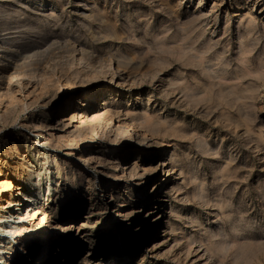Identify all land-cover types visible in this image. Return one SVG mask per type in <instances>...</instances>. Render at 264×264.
Listing matches in <instances>:
<instances>
[{
	"label": "rangeland",
	"instance_id": "obj_1",
	"mask_svg": "<svg viewBox=\"0 0 264 264\" xmlns=\"http://www.w3.org/2000/svg\"><path fill=\"white\" fill-rule=\"evenodd\" d=\"M0 51V114L16 108L0 115V141L22 140L25 154L4 163L7 148L0 150V264H31L25 253L35 238L45 264H264V0H0ZM13 71L36 81L4 85ZM93 89L87 110L111 102L129 117L151 116L148 126L131 122L147 144L118 151L77 120L70 130L54 128L57 106L68 119L86 109ZM35 122L44 128L38 142ZM136 164L139 173L158 169L146 187L121 177ZM163 164L175 167L167 174ZM164 189L165 205L156 202ZM142 191L147 206L138 202ZM20 198L38 211L34 217L16 204ZM162 205L163 222L146 218ZM222 236L238 247L229 241L232 252L222 251Z\"/></svg>",
	"mask_w": 264,
	"mask_h": 264
},
{
	"label": "bare ground",
	"instance_id": "obj_2",
	"mask_svg": "<svg viewBox=\"0 0 264 264\" xmlns=\"http://www.w3.org/2000/svg\"><path fill=\"white\" fill-rule=\"evenodd\" d=\"M251 23H253V22H251ZM249 30H251V29H249ZM248 30V31H249ZM0 53H3L2 51H0ZM185 53V52H184ZM10 54V53H9ZM11 55V54H10ZM9 55V56H10ZM190 55V54H189ZM198 55V54H197ZM12 56H17V58H15V59H18L17 61H19V56L18 55H15V54H12ZM196 56V55H195ZM194 56V57H195ZM160 57V56H159ZM161 58V57H160ZM187 58V57H186ZM200 58V57H199ZM0 60H2V59H0ZM20 60H22V59H20ZM82 60V59H81ZM160 60V59H159ZM194 60V59H193ZM198 60V59H197ZM203 60H204V58H203ZM79 61H80V59H79ZM83 61H84V59H83ZM199 61H201L202 62V60H199ZM199 64H200V62H198ZM20 64H21V61H20ZM22 64H24V63H22ZM21 64V65H22ZM80 64V63H79ZM83 64V63H82ZM85 64V63H84ZM198 64V65H199ZM203 65H204V63H202ZM2 65V64H1ZM20 65V66H21ZM88 66V65H87ZM92 66V65H91ZM8 67L10 68V69H12V70H14L13 68V66H10V65H8ZM22 67H24V66H22ZM22 67H20L21 69H22ZM34 67V66H33ZM66 67V66H65ZM64 68V67H63ZM84 68H87V67H84ZM90 68H92V67H90ZM62 69V68H61ZM66 69V68H65ZM69 69V68H68ZM67 69V70H68ZM88 69H89V67H88ZM93 70L95 69L94 67L92 68ZM81 70V69H80ZM87 70V69H86ZM91 70V69H90ZM96 70H97V68H96ZM17 71V70H16ZM19 71H21V70H19ZM24 71V70H23ZM47 71V70H46ZM64 71V70H63ZM66 71V70H65ZM72 71V70H71ZM82 71H84L83 69H82ZM92 71V70H91ZM90 71V72H91ZM95 71V70H94ZM101 71H102V69H101ZM212 71V70H211ZM14 72V71H13ZM32 72V71H31ZM37 72V71H36ZM62 72V71H61ZM69 72V71H68ZM97 72V71H96ZM264 72V71H263ZM4 73V72H3ZM23 73V72H22ZM25 73V72H24ZM23 73V74H24ZM30 73V72H29ZM28 73V74H29ZM52 73V72H51ZM64 73V72H63ZM62 73V74H63ZM86 73H87V71H86ZM89 73V72H88ZM105 73V72H104ZM14 74H15V72H14ZM17 74H18V71H17ZM23 74H20L19 73V75H12L11 77H10V79L9 80H4L5 82H4V85H11L12 84V82H14L13 80L15 79H28L27 81H28V86L30 85V83H32V81H36L35 80V78H36V76L37 75H34L33 73H31V75L29 74V75H27V73H25L24 75ZM69 73H67V75H68ZM72 74H74V72L73 73H71V75ZM90 74V73H89ZM92 74H94V72H92ZM99 74V73H98ZM97 74V75H98ZM41 75H45V74H41ZM47 75H49V74H47ZM46 75V76H47ZM61 75V74H60ZM64 75V74H63ZM65 75H66V73H65ZM78 75H80V73L79 74H77V75H72L71 77H77ZM83 75V74H82ZM85 75V74H84ZM260 75L262 76V73L260 72ZM6 76V75H5ZM8 76V75H7ZM9 76H10V74H9ZM94 76V75H93ZM1 77H2V72H0V79H1ZM45 76H43L42 78V81H43V84H45L44 82H45V80H46V78H48V77H46V78H44ZM50 77V76H49ZM66 77V76H65ZM69 78L68 77V79L66 80V81H64V83L66 82V84H67V87L70 85V87H73V89L74 88H76L77 87V85H76V82H74L73 80H75V79H72V78ZM73 77V78H74ZM75 77V78H76ZM79 77V76H78ZM80 77H81V75H80ZM86 78H87V76H85ZM91 77H92V75H91ZM96 77V76H95ZM94 77V78H95ZM40 78V77H39ZM51 78V77H50ZM82 78H83V76H82ZM86 78H84V79H86ZM8 79V78H7ZM60 79H62V77L60 78ZM90 79H92V78H90ZM96 79V78H95ZM100 79V78H99ZM223 78H221V80H222ZM3 80V79H2ZM50 80V79H49ZM48 80V81H49ZM108 80V79H107ZM220 80V79H219ZM223 80H225V79H223ZM222 80V81H223ZM21 81V80H20ZM41 81V80H40ZM47 81V80H46ZM81 81V80H80ZM87 81H88V78H87ZM91 81V80H90ZM130 81V80H129ZM1 82V81H0ZM58 82H59V80H58ZM62 82V81H61ZM114 82V81H113ZM223 82H225V81H223ZM22 84H23V81L21 82ZM25 83V82H24ZM52 83V82H51ZM60 83V82H59ZM64 83L62 84V85H64ZM84 83V82H83ZM177 83H179V82H177ZM221 83V82H220ZM219 82L218 83H214V84H220ZM226 83V82H225ZM41 84V83H40ZM57 84V83H56ZM176 84V83H175ZM13 85V84H12ZM27 85V84H26ZM33 85H34V83H33ZM47 85H49V84H47ZM173 85V84H172ZM177 85V84H176ZM179 85V84H178ZM184 85V84H183ZM182 85V86H183ZM224 85V84H223ZM223 85H220V88L223 86ZM229 85V84H228ZM42 86V85H41ZM44 86V85H43ZM42 86V87H43ZM53 86H54V84H53ZM61 86V85H60ZM66 86V85H65ZM174 86V85H173ZM181 86V85H180ZM181 86V87H182ZM187 86V85H186ZM210 86H213V85H210ZM209 86V87H210ZM218 86V85H217ZM227 86V85H226ZM230 87H228L227 86V89H229V90H231V88H233V87H231V84L229 85ZM233 86H235L234 84H233ZM18 87V86H17ZM48 87V86H47ZM46 87V89H48V88H50V87H48L47 88ZM59 87V86H58ZM57 87V88H58ZM92 87V86H91ZM181 87H179V88H181ZM208 87V88H209ZM225 87V86H224ZM238 87V86H237ZM8 88V87H7ZM6 88V89H7ZM55 88V87H54ZM175 88V87H174ZM176 88H178V87H176ZM178 88V89H179ZM183 88H186V87H182L181 89H180V91H182L183 92V94H184V92H186V91H183ZM208 88H206L207 90H210V88L208 89ZM241 88V87H240ZM240 88H238V89H236V86H235V88L234 89H236V92H237V90H239ZM244 88V87H243ZM242 88V89H243ZM5 89V88H4ZM5 89V90H6ZM12 88H10V90H11ZM40 89V88H39ZM42 89V88H41ZM69 89V88H68ZM187 89V88H186ZM185 89V90H186ZM192 89V88H191ZM205 89V90H206ZM3 90V89H2ZM14 90V89H13ZM31 90V89H30ZM51 90V89H50ZM61 90V89H60ZM72 90V89H71ZM190 90V89H189ZM204 90V89H203ZM206 90V91H207ZM221 90H223V88L221 89ZM220 90V92H222ZM233 90V89H232ZM231 90V92L232 93H234L233 91ZM246 90V89H245ZM12 91V90H11ZM37 91V90H36ZM188 91V90H187ZM211 91H213L212 90V87H211ZM227 91V90H226ZM225 91V92H226ZM240 91H242V90H240ZM239 91V92H240ZM6 92V91H5ZM34 92V91H33ZM33 92H32V94H33ZM44 92V91H43ZM50 92V91H49ZM167 92V91H166ZM191 92H193V89H192V91ZM191 92H187L188 94H190ZM203 92V91H202ZM202 92L199 94V93H197V95H200L201 96V98H202ZM210 92V91H209ZM228 92V91H227ZM238 92V93H239ZM252 92V91H251ZM8 93V92H7ZM15 93V92H14ZM13 93V94H14ZM41 93V92H40ZM77 93V92H76ZM169 93V92H168ZM193 93H195V91L193 92ZM229 93V92H228ZM227 93V94H228ZM237 93V100H242L241 99V97H242V95L245 93V92H243V94H242V92L240 93V94H238ZM247 93V92H246ZM15 94H17V93H15ZM45 94H46V91H45ZM97 94H98V91L97 92H95V90L93 89V91L90 93V94H88L86 97H87V100H88V104L87 105H85V107H86V109L84 110V111H75V110H73V113L71 114V116H68V117H70V118H68L67 119V115H60L61 114V108H59L58 106H57V120L55 121L56 122V124L54 125V128H56V130L57 129H59L60 131L61 130H64V129H68L69 128V130H70V125H71V123H73V122H75V120H77L78 122H81L82 124H86V125H88L89 126V128L88 129H90L91 131H92V133L94 132L95 134H96V136L98 135V136H100V139L101 140H103V139H105V140H107L108 142H111L112 144H116L117 145V149H118V151H121V149L124 147V145H126V144H129V146L131 145V146H135V147H140V146H143V145H145V144H147L146 143V141H147V139H145V136H141L138 132L139 131H136V128H135V126L131 123L132 121L134 122V121H136V122H142V123H149V118H151V116L149 115V117H147V116H143L144 114H142V115H136V116H134V117H129V114H126L125 113V115H124V113L122 114V111L121 110H119L118 109V107L115 105V103L113 104V103H109V102H106L103 106H92V108L91 109H89V110H87L88 108H87V106L89 105V104H94L95 102H96V99H97ZM188 94H186L185 96H187ZM205 94V93H204ZM206 94H207V92H206ZM205 94V95H206ZM213 94V93H212ZM219 94V93H218ZM217 94V95H218ZM221 94H223V92L222 93H220V95ZM231 94V93H230ZM229 94V95H230ZM242 94V95H241ZM6 95V94H5ZM111 95H112V93H111ZM196 95V96H197ZM209 95V94H208ZM211 95V94H210ZM224 95V94H223ZM228 95V97H230ZM234 95V94H233ZM233 95H232V97H233ZM246 95V94H245ZM12 96V95H11ZM30 96H31V94H30ZM43 96V95H42ZM184 96V97H185ZM193 96H194V98L196 97L194 94H193ZM227 96V95H226ZM235 96V95H234ZM244 96V95H243ZM7 97V96H6ZM5 97V98H6ZM10 97V96H9ZM18 97V96H17ZM17 97H16V99H17ZM190 97H192V96H190ZM189 97V95H188V97H186L187 99L188 98H190ZM212 97H213V95H212ZM219 97H221V100H222V97L223 96H219ZM224 97H225V95H224ZM0 98H2V96H0ZM4 98V97H3ZM32 98V97H31ZM35 98V97H34ZM99 98V97H98ZM206 98H208V97H206ZM206 98H202L203 99V101H204V99H206ZM211 98V96H209V99ZM227 98V97H226ZM8 99V98H7ZM9 99H10V101H9ZM8 99V101H9V104H13L14 103V101L16 100H14V98L13 97H11V98H9ZM53 99V98H52ZM70 99V98H69ZM185 99V98H184ZM196 99V104L195 105H198L197 104V97L195 98ZM195 99H193V97L191 98V100H194L195 101ZM217 99H218V97H217ZM217 99H216V102H217ZM243 99H245V96H244V98ZM1 100V99H0ZM2 100H4V99H2ZM32 100H33V98H32ZM73 100V99H72ZM72 100L70 99L68 102H67V104L70 106V104L72 103ZM79 100V104H84V103H81L80 102V99H78ZM191 100H189L191 103H192V101ZM199 100H201V99H199ZM207 100V99H206ZM205 100V101H206ZM233 100H235V98L233 97ZM7 101V102H8ZM22 101V100H21ZM21 101H20V103H21ZM30 101V100H29ZM44 101V100H43ZM188 101V100H187ZM215 101V100H214ZM229 101H230V98H229ZM244 101V100H243ZM6 102V103H7ZM60 102V101H59ZM113 102V101H112ZM202 102V101H201ZM236 102V101H235ZM235 102H232V103H235ZM238 102V101H237ZM236 102V104H238ZM240 102V101H239ZM16 103V102H15ZM43 103V102H42ZM58 103V102H57ZM189 103V102H188ZM242 103V102H241ZM241 103H240V105H241ZM4 104V103H3ZM8 104V105H9ZM28 104V103H27ZM31 104H36V103H31ZM37 104H39V102L37 103ZM190 104V103H189ZM188 104V105H189ZM218 104V103H217ZM222 104V103H221ZM243 104V103H242ZM2 105V104H1ZM40 105V104H39ZM53 105V104H52ZM67 105V106H68ZM194 105V104H193ZM231 105V104H230ZM235 105V104H234ZM10 106V105H9ZM15 106H17V105H15ZM33 106V105H32ZM236 106V105H235ZM19 107V106H18ZM17 107V108H18ZM242 107V106H241ZM245 107V106H244ZM250 107V106H249ZM8 108V107H7ZM20 108V107H19ZM70 108V107H69ZM214 108V107H213ZM236 108V107H235ZM15 109L16 108H14V109H12V107H11V109H10V107H9V109H8V111H6V109H2V110H5L6 112L4 113L3 111V116H1V118H6V117H8L12 112H14L15 111ZM60 109V110H59ZM241 109V108H240ZM91 110H93V111H91ZM238 110V109H237ZM17 111V110H16ZM240 111V110H239ZM247 111V110H246ZM51 112V111H50ZM88 112H96L94 115L93 114H91L90 116L88 115ZM242 112V111H241ZM240 112V113H241ZM235 113V112H234ZM242 113H244L245 114V112H242ZM241 113V114H242ZM2 114H0V115H2ZM79 114H80V116H79ZM137 114H139V113H137ZM141 114V113H140ZM51 115V114H50ZM93 115V116H92ZM135 115V114H134ZM146 115V114H145ZM246 115V114H245ZM35 116V115H34ZM241 117H242V115H241ZM246 117H248L247 115H246ZM0 118V119H1ZM47 118V117H46ZM45 118V119H46ZM246 119V118H245ZM118 120V121H117ZM248 120V119H247ZM246 120V121H247ZM3 121V120H2ZM5 121V120H4ZM28 121H26V123H27ZM103 122H104V124H103ZM153 122V121H152ZM155 122V121H154ZM153 122V123H154ZM158 122V121H157ZM242 122V121H241ZM151 123V122H150ZM158 123H160V122H158ZM157 123V124H158ZM167 123H169V122H167ZM167 123H165V125L167 124ZM240 123V122H239ZM23 125H26V124H23ZM33 127H34V129L36 130V133H37V135H36V138H37V140H36V142H38L39 141V138H41L42 137V135H41V133L39 132L40 130H42V129H44L43 128V124H40L39 122H35V124L33 123ZM78 125V124H77ZM80 125V124H79ZM137 125V127H138V125L139 124H136ZM147 125V124H146ZM150 125V124H149ZM155 125V124H154ZM164 125V124H163ZM162 125V126H163ZM168 125V124H167ZM2 126V125H1ZM53 126V125H52ZM145 125H143V127H144ZM148 126V125H147ZM160 126V125H159ZM159 126H157V127H159ZM171 126V125H170ZM149 127H152L151 125L149 126ZM156 126H155V128H156V130L158 129ZM173 127V126H172ZM171 127V128H172ZM77 128V127H76ZM81 128H82V126H81ZM86 128H87V126H86ZM139 128H141V127H139ZM146 128V127H145ZM144 128V129H145ZM161 128V127H160ZM165 128H167V126H165ZM82 129H84V128H82ZM142 129V128H141ZM143 129V130H144ZM153 129V128H152ZM173 129V128H172ZM171 129V130H172ZM46 130V129H45ZM155 130V129H154ZM158 130H160L161 131V129H158ZM157 130V131H158ZM163 130H164V126H163ZM168 130V129H167ZM166 129H165V131H167ZM169 130H170V127H169ZM174 131H176L175 129H173ZM235 130V129H234ZM48 131V130H47ZM67 131V130H66ZM72 131V130H71ZM74 131V130H73ZM85 131H87L86 129H85ZM145 131V130H144ZM152 131V130H151ZM165 131H162L161 132V134H164V132ZM43 132V131H42ZM76 132V131H75ZM147 132V131H146ZM153 132V131H152ZM156 131H154V133H155ZM88 133V132H87ZM86 133V134H87ZM160 133V132H159ZM158 133V134H159ZM49 134V133H48ZM72 134V133H71ZM74 134V133H73ZM79 134H80V132H79ZM53 135V134H52ZM55 135V134H54ZM62 135V134H61ZM78 135V134H77ZM85 135V134H84ZM68 136V135H67ZM71 136V135H70ZM69 136V137H70ZM88 136V135H87ZM90 136H92V134L90 135ZM97 136V137H98ZM185 136V135H184ZM190 136V135H189ZM47 137V136H46ZM50 137V136H49ZM68 137V138H69ZM80 137H83V136H80ZM65 138V137H64ZM67 138V137H66ZM67 138V139H68ZM74 138V137H73ZM79 138V137H78ZM59 139V138H58ZM61 139V138H60ZM76 139V138H75ZM90 139V138H89ZM9 141H10V139L8 140V138L7 139H5V140H1L0 141V150H2V149H5V148H7L5 151H3L2 153H3V162L4 163H8L10 160H12L13 159V152H15L16 151V153H15V156L16 157H18V158H21L20 160H24L25 159V157H24V155L22 156V154L20 153V151L21 150H19L18 149V145L20 144L21 146L23 145V143H22V140L21 141H16V142H12V143H9ZM14 141V140H13ZM59 142V141H58ZM148 143H150L149 141H148ZM154 143V142H153ZM47 144V143H46ZM164 144V143H163ZM9 145H11L10 147H9ZM54 145V144H53ZM154 146V144H152V142L148 145L149 147L150 146ZM157 145V144H156ZM28 146V145H27ZM75 146V145H74ZM23 147V146H22ZM23 149V148H22ZM28 149V148H27ZM124 150H126L125 148H124ZM8 151V152H7ZM18 151V152H17ZM6 152V153H5ZM83 152V151H82ZM26 153L27 154H29V151H26ZM126 153H127V150H126ZM126 155V154H125ZM124 157V156H123ZM127 157V156H126ZM84 158V157H83ZM94 158V157H93ZM100 160V159H99ZM88 161V160H87ZM89 162H91L90 160H89ZM92 163V162H91ZM3 164V163H2ZM29 164V163H28ZM89 164V163H88ZM31 165V164H30ZM110 165H112V164H110ZM120 165L121 164H118V165H112V166H114L115 167V169H119V167H120ZM173 165V164H172ZM172 165H167L166 167H165V164H163L162 165V169L164 170V171H166V168H168L169 166L171 167V168H168V170H167V174H169L170 172H171V170H172V167H175V166H172ZM122 170V175H121V177H125V176H127V175H129V180H130V182H132V179H134V178H138V180H140L139 181V185H143V186H145L146 187V185L149 183V178H150V176H152L154 173H156L157 171H158V169H154V171L152 170V171H150V170H148L147 168H144L143 170H142V172H137V164L136 165H134L133 167H128V168H124V169H121ZM1 173V172H0ZM31 176V175H30ZM112 176V175H111ZM166 180V178L165 179H161V183L163 182L164 183V181ZM167 181V180H166ZM135 184V183H134ZM9 185V184H8ZM161 186H158V188H160ZM5 188V187H4ZM112 189L114 190V188L112 187ZM111 189V190H112ZM165 189H167V188H165ZM165 189L162 191V196H157V200H156V202L157 203H164V205H165V203H167L168 202V200H166L165 199V197H167V196H163L164 195V193H165ZM177 190V189H176ZM22 191H23V188H21L20 186L19 187H17L16 189H15V192H17V194H16V197H21V196H23V193H22ZM145 191V190H144ZM144 191H142V192H140V194H139V196H138V202H140V203H142V204H146V202H148L147 200L149 199V192H147L146 194H145V192ZM15 192H13V194H15ZM24 198L25 199H28V196L26 195V196H24ZM173 198V197H172ZM0 201H2V196H1V192H0ZM0 204H3V203H1L0 202ZM9 204H11V202H10V200L8 201V205ZM16 204H24V205H26V212H27V215H28V213H29V217H34L35 215H36V213H38V211L36 212L34 209H33V207H31L32 205H28V201L26 202V203H24V201H23V199H21L20 198V200L18 199V202H16ZM164 205H162V206H159V207H154V208H152V210H150V211H148L147 212V215H146V218L147 219H149V220H151L153 217H155L154 218V222L156 223V224H159V223H161V222H163V213H165V209H163V206ZM146 206H147V204H146ZM23 207V206H22ZM143 207H144V205L142 206V208H140V209H138V210H136L135 211V214H136V216H139L143 211H142V209H143ZM167 208V207H166ZM26 214V213H25ZM146 214V213H145ZM23 215V214H22ZM3 216V215H2ZM16 218V217H15ZM42 218V217H41ZM44 218V217H43ZM28 219V218H27ZM17 220H18V222L20 221V220H22V221H24V216H21V213H19L18 214V216H17ZM17 222V223H18ZM151 222H146V223H144V224H142V226H141V229L139 230V232L141 231V230H144V228H145V225L146 224H150ZM16 225V224H15ZM22 225L25 227L26 225H25V223H22ZM235 227V226H234ZM233 227V228H234ZM237 230V229H236ZM132 231V230H131ZM239 231V230H238ZM236 233H238L237 231L235 232V234L233 233V236L234 235H236ZM239 233H240V231H239ZM149 234V232H146L144 235L145 236H147ZM219 234V233H218ZM218 234H211L212 235V237L213 238H217V236H218ZM221 234V233H220ZM223 234V233H222ZM136 235V234H135ZM241 235V234H240ZM232 236V235H231ZM231 236H229L230 238H232ZM212 237H210V238H212ZM225 237V236H224ZM223 236H222V240L221 241H224L223 239H225L226 240V238H224ZM43 238V237H42ZM237 238V237H236ZM235 238V239H236ZM233 239H234V237H233ZM232 239V240H233ZM238 239H240L239 237H238ZM238 239H236V241H239ZM254 239V238H253ZM38 239H33V241L31 242V244H30V246L27 248V251H26V255H28V254H30L31 256H33L32 258H33V261H31V264H45L46 263V261L45 260H42V259H40V257H39V255L37 254L38 252H37V250H38V248H39V241H37ZM40 240H42V239H40ZM211 239H209V241H210ZM217 240V239H216ZM216 240H214V241H216ZM219 240V239H218ZM220 241V243H224V242H221ZM229 241H231L230 239H229ZM228 240H226L225 241V243L224 244H222V245H220V246H222L221 247V249H222V251H231L229 248H231L230 246L231 245H233V244H231L230 242H229ZM245 241V240H244ZM208 242V241H207ZM212 242V241H211ZM226 242H227V244L228 243H230V245H229V248L228 249H226L225 247H226ZM232 243H234V240L233 241H231ZM242 242V241H241ZM249 242V241H248ZM252 242V241H251ZM250 242V243H251ZM236 243V242H235ZM234 243V244H235ZM240 243V242H239ZM238 243V244H239ZM244 243V242H243ZM247 243V242H246ZM250 243H247V245H250ZM253 244H252V246H249V247H253V245L256 243H254V242H252ZM133 244V243H132ZM213 244V243H212ZM215 244H217V243H215L214 242V245ZM226 244V245H225ZM242 244V243H241ZM210 245V244H209ZM227 245V246H228ZM237 247H238V245H237V243L235 244ZM240 245V244H239ZM258 245V244H257ZM216 246V245H215ZM234 246V245H233ZM255 246H256V244H255ZM207 247V246H206ZM235 247V246H234ZM233 247V248H234ZM236 247V248H237ZM240 247H242L241 245H240ZM258 247H260V245L258 246ZM209 248H211V246L209 247ZM218 248V247H217ZM225 248V249H224ZM247 248V247H246ZM245 248V249H246ZM255 247H253L251 250H253ZM136 249V248H135ZM214 249V248H213ZM235 249V248H234ZM237 249H239V248H237ZM237 249H235L234 251H237ZM241 249V248H240ZM239 249V250H240ZM244 249V250H245ZM207 250V249H206ZM210 250V249H209ZM219 250H220V248H219ZM233 250V249H232ZM242 250H243V248H242ZM244 250H243V256H242V260H244L243 258L245 257V255L246 254H248L249 253V251H245L246 252V254L244 253ZM248 250V249H247ZM0 251H1V249H0ZM215 251V250H214ZM257 251H259V250H257ZM232 252V251H231ZM239 252V251H238ZM226 253V252H225ZM237 253V252H236ZM235 253V254H236ZM241 253V252H240ZM240 253L239 254H236V255H239V256H241L240 255ZM255 253V252H254ZM220 254H224L223 252L222 253H220ZM226 254H229V252L228 253H226ZM233 254H234V252H233ZM251 254H252V252H251ZM250 254V255H251ZM225 255V254H224ZM235 255V256H236ZM250 255H247V256H249L250 257ZM235 256H234V258H235ZM219 257H220V255H219ZM49 258H52V257H49ZM233 258V259H234ZM236 258H239V257H237L236 256ZM235 258V259H236ZM241 258V257H240ZM236 259L237 261L238 260H240L241 262H242V260L241 259ZM247 258V257H246ZM245 258V259H246ZM248 260V259H247ZM239 261V262H240ZM245 262V261H244Z\"/></svg>",
	"mask_w": 264,
	"mask_h": 264
}]
</instances>
